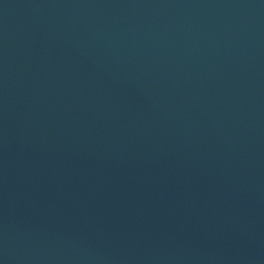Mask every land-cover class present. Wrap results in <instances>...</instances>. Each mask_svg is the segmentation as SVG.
I'll list each match as a JSON object with an SVG mask.
<instances>
[{
    "label": "water",
    "instance_id": "obj_1",
    "mask_svg": "<svg viewBox=\"0 0 264 264\" xmlns=\"http://www.w3.org/2000/svg\"><path fill=\"white\" fill-rule=\"evenodd\" d=\"M0 264H264V0H0Z\"/></svg>",
    "mask_w": 264,
    "mask_h": 264
}]
</instances>
